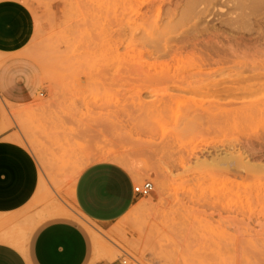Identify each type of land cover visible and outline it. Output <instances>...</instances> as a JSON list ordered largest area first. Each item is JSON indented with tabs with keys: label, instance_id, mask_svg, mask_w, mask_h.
Returning <instances> with one entry per match:
<instances>
[{
	"label": "rangeland",
	"instance_id": "1",
	"mask_svg": "<svg viewBox=\"0 0 264 264\" xmlns=\"http://www.w3.org/2000/svg\"><path fill=\"white\" fill-rule=\"evenodd\" d=\"M6 1L28 9L24 58L44 74L43 90L50 93L46 98L39 93L28 111L6 112L42 171L44 193L27 212L35 215L30 224L75 222L88 236L91 264H264V177L232 184L224 163L200 164L224 157L222 146L237 139L245 144L264 139V117L254 115L264 114V89L230 102L199 88L169 85L199 82L192 65L207 53L194 43L224 45L213 35L223 11L216 7L196 30L189 24L157 42L154 29L164 15L148 6L158 0ZM165 5L175 8L169 0ZM256 19L260 23L252 20L251 28L264 31V17ZM180 35L190 37V47L169 41ZM234 48L229 69L209 81L234 79L240 64H264V37L261 47ZM159 50L169 55H150ZM147 63L169 65L168 79L156 82L141 73ZM243 78L246 84L264 83V70L246 71ZM225 109H232L228 120L220 116ZM213 113L219 114L207 119ZM100 162L120 164L139 185L154 186L150 196L105 228L71 200L80 172ZM95 242L105 254L94 249Z\"/></svg>",
	"mask_w": 264,
	"mask_h": 264
},
{
	"label": "crops",
	"instance_id": "2",
	"mask_svg": "<svg viewBox=\"0 0 264 264\" xmlns=\"http://www.w3.org/2000/svg\"><path fill=\"white\" fill-rule=\"evenodd\" d=\"M28 20L22 3L0 0V239L15 233L26 249L0 240V264H91L89 239L78 224L55 220L34 228L30 222L36 221L35 215L27 214L44 193L42 171L23 135L19 141L6 112L10 108L28 111L39 93L43 98L50 94L43 90L44 74L30 69L24 58ZM138 183L120 164H92L78 175L71 200L105 228L141 201L134 191Z\"/></svg>",
	"mask_w": 264,
	"mask_h": 264
},
{
	"label": "bare ground",
	"instance_id": "3",
	"mask_svg": "<svg viewBox=\"0 0 264 264\" xmlns=\"http://www.w3.org/2000/svg\"><path fill=\"white\" fill-rule=\"evenodd\" d=\"M136 1L137 0H132L131 2L136 3ZM165 1L166 0H158V3H152L149 1L150 5L148 6V10L151 9L152 13L157 12L159 17L164 15V18H161V24H157L154 29L155 34L159 37L158 41L156 40L157 42L164 40L170 34L176 33L178 30L189 24H193V31L196 30L199 26L198 21L211 15L216 7L219 11H223L221 12L222 17L219 19L218 31H214L213 35L214 37H221L224 45L222 47H214L211 43H194V45H201L207 53L205 57L192 65V68L196 70L194 75L198 77L199 82L195 83L183 79L180 82H169V85H172L179 90L192 89L193 87L199 88L214 100H229L230 102L244 99L246 98V94L259 92L264 89V83L246 84L243 80V74L246 71H263L264 64H240L234 68L237 71L234 79L209 81L213 75H216L217 73L223 74L229 69L227 67V56L231 53H236L234 46H252L253 48L262 46L264 37L263 29H253L251 27L252 20L256 21V18H260L261 20L264 17V0H169L172 5H174V10L167 9ZM224 7H227V9ZM163 10H165L164 14ZM256 23H260V21L257 20ZM207 30L208 29H205L204 31ZM143 39H149V36L144 37ZM169 41L183 43L185 46L181 47V49L191 46L189 36L185 37L184 35H180L178 37H173L172 39L170 38ZM259 50H256L255 52L260 53ZM168 52L169 51L159 50L156 51V53L151 52L150 55L160 54L161 57H166L169 55ZM168 66L169 65L166 64L157 67L147 63L146 65L142 64L139 71L144 73L147 77L154 78L156 82L166 81L170 71ZM218 114H209L210 117L207 116V119H215ZM231 114H233L232 109H225L221 111L220 116L228 120ZM254 115L264 117V114L261 111L254 112ZM246 144L242 142V140L237 139L236 141L223 145L222 149L224 151V157L214 158L210 161L204 160L201 161L200 164L217 167L224 163L226 167L223 169V173L228 178L231 176L234 177L231 179L232 184H240L244 181L263 178L264 139L260 137L257 142L248 140ZM206 152H210V150L207 149ZM259 154L261 155L259 156ZM158 186H163V182H159ZM73 194L74 193L71 192V197ZM59 213L60 216L68 217L63 210H60ZM14 234L15 233H9L6 237L1 238L0 240L18 247L21 251H26L24 240L17 238ZM90 234L93 239H95L94 235L92 233ZM94 249L99 253H106L104 248L98 246L96 242L94 244Z\"/></svg>",
	"mask_w": 264,
	"mask_h": 264
},
{
	"label": "built area",
	"instance_id": "4",
	"mask_svg": "<svg viewBox=\"0 0 264 264\" xmlns=\"http://www.w3.org/2000/svg\"><path fill=\"white\" fill-rule=\"evenodd\" d=\"M134 191L136 194H138L141 197H148L153 192V184L151 182H145L142 185H138L134 188ZM101 264V263H97ZM120 264H126V261L120 262Z\"/></svg>",
	"mask_w": 264,
	"mask_h": 264
}]
</instances>
